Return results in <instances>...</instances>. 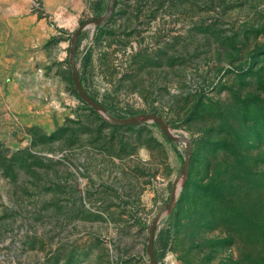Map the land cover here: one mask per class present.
<instances>
[{
  "label": "rangeland",
  "instance_id": "374dc122",
  "mask_svg": "<svg viewBox=\"0 0 264 264\" xmlns=\"http://www.w3.org/2000/svg\"><path fill=\"white\" fill-rule=\"evenodd\" d=\"M106 0H0V264H147L184 145L76 95ZM85 91L191 138L157 264H264V0H113Z\"/></svg>",
  "mask_w": 264,
  "mask_h": 264
},
{
  "label": "water",
  "instance_id": "95a60500",
  "mask_svg": "<svg viewBox=\"0 0 264 264\" xmlns=\"http://www.w3.org/2000/svg\"><path fill=\"white\" fill-rule=\"evenodd\" d=\"M112 8L113 0H106L102 13L80 21L74 28V30L70 33L67 48V63L70 71V81L78 98L83 103L90 106L92 110L98 113L105 120L113 124H141L145 122H154L158 126L160 132L167 139L172 142L182 143L184 145V152L182 155L181 165L177 174L171 180L168 198L157 209L154 216L151 218L150 223L147 226V236L145 242V254L147 256V264H157L155 255L153 253L154 229L160 217L163 214H169L172 211L177 197V193L181 189L185 179L187 178L191 151V138L189 136L173 132L169 123L163 120L162 116L155 111H143L124 116H116L109 112V110L102 103H100L95 98L91 97L85 91L79 78L78 68L75 62L77 37L80 31L87 25H99L100 23L105 21L110 15Z\"/></svg>",
  "mask_w": 264,
  "mask_h": 264
},
{
  "label": "trees",
  "instance_id": "16d2710c",
  "mask_svg": "<svg viewBox=\"0 0 264 264\" xmlns=\"http://www.w3.org/2000/svg\"><path fill=\"white\" fill-rule=\"evenodd\" d=\"M134 113H136V112H134ZM132 114V113H131ZM114 115H116V116H123V115H119V114H114ZM167 139V138H166ZM169 140V139H168ZM170 141V140H169ZM190 162H191V156H190V160H189V168H188V171H189V169H190ZM187 179V178H186ZM186 179H185V181H184V183H183V185H182V187H181V193L184 191V189H185V187H186ZM174 212H175V210L174 209H172V211L169 213V217H171L173 214H174Z\"/></svg>",
  "mask_w": 264,
  "mask_h": 264
}]
</instances>
